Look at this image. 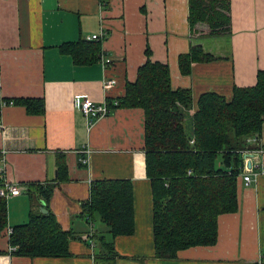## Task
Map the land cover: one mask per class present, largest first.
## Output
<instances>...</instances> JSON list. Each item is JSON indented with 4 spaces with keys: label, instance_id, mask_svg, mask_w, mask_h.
Returning <instances> with one entry per match:
<instances>
[{
    "label": "crops",
    "instance_id": "obj_1",
    "mask_svg": "<svg viewBox=\"0 0 264 264\" xmlns=\"http://www.w3.org/2000/svg\"><path fill=\"white\" fill-rule=\"evenodd\" d=\"M230 16L229 34L201 37L190 32L189 0H0V96L40 98L45 107L42 114L14 104L0 109L3 178L21 189L6 199L8 227L0 234V264H93L95 243L88 235L106 234V228L98 218L87 221L81 203L89 198L91 183L102 179L133 184L134 232L115 238L116 264H256L264 252L261 172L249 185L238 177V209L218 217L214 245L189 247L174 258L155 257L144 113L117 107L125 83L135 80L146 60V49L152 61L168 64L172 88L191 89L194 102L203 92L229 97L234 86L254 85L257 72L264 71V0H230ZM100 29L104 37L87 39ZM82 40L99 43L100 54L110 62L102 64L99 54L98 61L76 63L63 51ZM192 45L215 60L194 62L191 73L182 74L178 57ZM105 79H114L115 86L106 90ZM77 95L107 101L111 112L90 119L75 106ZM259 145L261 151L251 157L254 171L264 168V124ZM59 157L67 166L63 180L57 179ZM31 183H58L48 207L76 237L68 256L11 254L8 228L44 206L27 192Z\"/></svg>",
    "mask_w": 264,
    "mask_h": 264
},
{
    "label": "trees",
    "instance_id": "obj_2",
    "mask_svg": "<svg viewBox=\"0 0 264 264\" xmlns=\"http://www.w3.org/2000/svg\"><path fill=\"white\" fill-rule=\"evenodd\" d=\"M188 19L192 35H227L231 31L230 0H189ZM198 24L204 28L195 29ZM63 51L76 63L88 64L98 61L100 47L97 42L82 40L67 44ZM145 53V62L138 67L135 80L125 83L117 107L143 110L154 253L156 258H174L189 247L214 245L218 217L238 209L237 180L244 170V153L261 149L264 71L257 72L254 85L234 86L229 97L203 92L194 102L191 89L172 88L168 64L152 61L149 49ZM211 60L215 58L200 45H192L188 53L179 55L178 65L182 74H190L192 63ZM3 101L24 106L29 114H42L45 109L40 98L0 96V106ZM254 136L259 140L249 143L247 138ZM57 168V179H66L63 157L57 159ZM57 185H27L30 197L43 201L46 212L30 211L26 222L11 227L9 244L15 246L12 255L33 258L70 254L69 242L76 237L61 227L48 207ZM81 204L87 221L98 218L106 228V234L88 235V240L95 243L93 264H116L120 254L115 238L134 232L132 182L93 181L89 198ZM7 227V202L0 197V234Z\"/></svg>",
    "mask_w": 264,
    "mask_h": 264
},
{
    "label": "built area",
    "instance_id": "obj_3",
    "mask_svg": "<svg viewBox=\"0 0 264 264\" xmlns=\"http://www.w3.org/2000/svg\"><path fill=\"white\" fill-rule=\"evenodd\" d=\"M106 34V31L104 29H100L98 33H94L91 36H89L87 39L89 40H99L102 37H104ZM100 62L102 64H106L110 62V58L105 56L104 54H100ZM104 88L106 90L111 89L112 87L115 86L116 81L114 79H105L104 80ZM75 106L81 110V112L86 116L89 117L90 119L98 118V117H103L108 115L111 112V109L107 105V101H104L103 103H96L90 98L83 96V95H77L74 101ZM6 105H12V103H6V102H1L0 109L3 106ZM3 127L1 121H0V129ZM259 139L254 137H249L247 138V141L249 143H254L258 141ZM258 151H261V149H257ZM246 161L244 165V170L242 175L243 181L246 185L251 184L253 181V178L257 175L258 172L264 173V168H261L260 170H253V165L251 161V157L255 155V150H247L244 153ZM247 161L251 162V166H247ZM4 158H0V197H3L7 199L11 195H18L21 192L20 186L17 184L10 183L6 178H3V172H4ZM259 169V168H258ZM8 233H11V228H8ZM9 249L11 251L15 250V246H9ZM256 264H264V252H260V254L257 257Z\"/></svg>",
    "mask_w": 264,
    "mask_h": 264
},
{
    "label": "water",
    "instance_id": "obj_4",
    "mask_svg": "<svg viewBox=\"0 0 264 264\" xmlns=\"http://www.w3.org/2000/svg\"><path fill=\"white\" fill-rule=\"evenodd\" d=\"M245 156H246V155H244V157H245ZM247 166H248V167L251 166V162H250V161H247ZM42 203H44V202L42 201ZM41 210H42V212H46V209H45L44 207H42Z\"/></svg>",
    "mask_w": 264,
    "mask_h": 264
}]
</instances>
